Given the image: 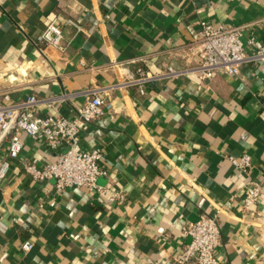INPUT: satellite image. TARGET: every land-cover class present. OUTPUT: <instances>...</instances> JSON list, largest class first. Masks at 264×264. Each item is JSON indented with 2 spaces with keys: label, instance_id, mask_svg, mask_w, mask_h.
Here are the masks:
<instances>
[{
  "label": "crops",
  "instance_id": "1",
  "mask_svg": "<svg viewBox=\"0 0 264 264\" xmlns=\"http://www.w3.org/2000/svg\"><path fill=\"white\" fill-rule=\"evenodd\" d=\"M202 18L264 43V0H0V104L36 96L39 115L73 120L84 92L99 89L115 107L81 128L79 148L103 154L102 191L58 195L54 181H34L23 162L51 163L62 150L17 132L23 151L0 181V264H173L203 214L219 220L221 264H264V64L209 80L162 76L144 95L122 85L140 68L198 66ZM54 20L64 51L35 41ZM242 154L262 187L249 212L247 177L228 159Z\"/></svg>",
  "mask_w": 264,
  "mask_h": 264
},
{
  "label": "built area",
  "instance_id": "2",
  "mask_svg": "<svg viewBox=\"0 0 264 264\" xmlns=\"http://www.w3.org/2000/svg\"><path fill=\"white\" fill-rule=\"evenodd\" d=\"M66 24L82 31L73 19L67 20ZM243 31V27L215 26L202 18L199 22L197 41L198 66L190 69L170 66L161 76L150 75L140 68L138 77L129 74L122 85L137 86L140 94L144 95L145 84L155 82L162 76L178 78L191 73L200 80H209L219 73L238 75L240 68L252 61L264 64V43L254 37L245 42ZM35 41L37 45H49L64 51L63 28L54 20ZM248 46L254 48L253 55L247 52ZM84 96L85 101L79 116L73 120L63 116L39 115L41 100L36 96H29L12 105L0 104V145L8 141L7 159L0 162V181L7 177L10 162L19 159L23 151L24 145L17 133L19 131L33 140L45 142L51 150H62L51 163L42 164L38 160L23 162L24 172L34 181H54L58 195L75 188H84L90 193L102 191L98 179L106 175L101 168L103 154L99 149L86 152L79 148L81 128L102 117H113L115 107L104 90H87ZM228 159L236 170L247 177L242 208L249 212L258 204L262 195V187L251 177L254 167L252 157L249 154H242L237 157L229 156ZM118 198L124 199L122 195H118ZM55 204L56 200H53L51 206ZM186 235L190 237V242L173 258V264H221V259L217 255V249L222 244L217 215H201ZM33 246L31 241H25L21 248L27 253Z\"/></svg>",
  "mask_w": 264,
  "mask_h": 264
}]
</instances>
